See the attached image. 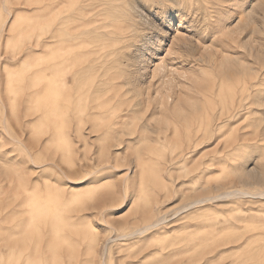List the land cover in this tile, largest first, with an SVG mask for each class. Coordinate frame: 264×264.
Segmentation results:
<instances>
[{
  "label": "rangeland",
  "instance_id": "obj_1",
  "mask_svg": "<svg viewBox=\"0 0 264 264\" xmlns=\"http://www.w3.org/2000/svg\"><path fill=\"white\" fill-rule=\"evenodd\" d=\"M179 2L157 20L137 0H0V264H264V199L178 211L264 191V0ZM57 17L68 40L50 38ZM168 86L183 111L155 101ZM158 215V233L121 240Z\"/></svg>",
  "mask_w": 264,
  "mask_h": 264
},
{
  "label": "bare ground",
  "instance_id": "obj_2",
  "mask_svg": "<svg viewBox=\"0 0 264 264\" xmlns=\"http://www.w3.org/2000/svg\"><path fill=\"white\" fill-rule=\"evenodd\" d=\"M5 9H6V11H9L10 12V10L9 9H7V7H4ZM56 9H57V7H56ZM11 13V12H10ZM9 14V13H8ZM59 15V14H58ZM63 15V14H62ZM10 16V15H9ZM67 16V15H66ZM65 17V16H64ZM63 18V17H62ZM66 19V18H65ZM70 19V18H69ZM79 20L81 19V18H78ZM73 20V19H72ZM75 22H77L76 20H75ZM70 22H68V24H69ZM73 23V22H72ZM71 23V24H72ZM147 24L148 23H146V22H143L142 23V25H144V27L145 26H147ZM63 25V22H62V20L60 19V17H57V18H55V21H54V29H53V31H51V35H50V38H51V40H58V41H63V39H64V36H62V34H61V29H60V27ZM70 25V24H69ZM150 25V24H149ZM65 26V25H64ZM67 26V25H66ZM71 26V25H70ZM5 26H2L1 27V29H0V37H1V35H2V33H3V28H4ZM63 29V28H62ZM141 29V28H140ZM148 29V28H147ZM72 30V29H71ZM120 30V29H119ZM127 30V29H126ZM143 30V29H142ZM148 30H150V31H152V29H148ZM122 31H125V30H122ZM115 33V32H114ZM135 33H137V32H135ZM134 33V34H135ZM126 34H128V33H126ZM117 35V34H116ZM123 35H124V33H123ZM134 36V35H133ZM137 36H139V35H137ZM66 37V36H65ZM125 37H126V35H125ZM124 37V38H125ZM39 38V37H38ZM67 38V37H66ZM73 38V37H72ZM127 39H128V37H126ZM131 38V37H130ZM41 38H39L38 39V41H37V46H39V47H41L42 49H45L46 47V45L44 44V42L43 43H41V40H40ZM74 39V38H73ZM73 39H71L72 41H73ZM67 40H68V38H67ZM77 40V39H76ZM130 40V39H129ZM57 41V42H58ZM69 41H70V39H69ZM118 41V40H117ZM116 41V42H117ZM126 41H128V40H126ZM50 42V41H49ZM48 43V42H47ZM52 43H54V42H52ZM52 43H49V44H52ZM56 43V42H55ZM48 45V44H47ZM60 45V44H59ZM62 45V44H61ZM53 46H54V44H53ZM52 46V48L54 49V47ZM57 44H56V48H57ZM245 46V45H244ZM48 47V46H47ZM63 47H65L64 45H63ZM117 47V46H116ZM46 49H48V52H49V48H46ZM66 49V48H65ZM121 49V48H120ZM57 50V49H56ZM63 51H61V53H62ZM57 53V52H56ZM69 53V52H68ZM48 54H50V52L48 53ZM52 55V54H51ZM54 55H55V53H54ZM57 55V54H56ZM65 55V54H64ZM47 56V55H46ZM46 56H45V58H46ZM53 56V55H52ZM52 56H50V57H52ZM66 56V55H65ZM68 56H69V54H68ZM144 56V55H143ZM213 56V55H212ZM216 56V55H215ZM50 57H49V59H50ZM58 57V56H57ZM74 57V56H73ZM214 57V56H213ZM48 58V57H47ZM52 58H54V57H52ZM61 58V57H60ZM67 59H69L70 58V56H69V58L68 57H66ZM41 59V58H40ZM214 59V58H213ZM45 60H46V62L48 61L47 59H44V61H43V58L41 59V60H39L40 61V68L41 69H45L44 68V64L43 63H45ZM64 60H66L65 58L63 59V58H61V61H64ZM70 60H72V59H70ZM224 60H226V59H224ZM43 61V63H41ZM50 61V60H49ZM53 61H54V59H53ZM53 61H50V62H53ZM55 61H57V60H55ZM230 62V61H229ZM49 63V62H48ZM59 63H61L60 61H59ZM133 64H132V68L134 69V71H138L139 70V61H137L136 60V62H132ZM53 64V63H52ZM51 63H50V65L49 66H53V65H55L54 67L56 68V66L58 65V62L57 63H55V64H53L52 65ZM68 64V63H67ZM43 65V66H42ZM46 65H47V63H46ZM48 65H47V67H48ZM60 65V64H59ZM159 65V64H158ZM221 65H223V63L221 64ZM38 66H39V64H38ZM68 66V65H67ZM67 66H64V67H67ZM53 67V68H54ZM74 67V66H73ZM50 68V67H49ZM52 68V71L54 70ZM47 69V68H46ZM45 69V70H46ZM64 69V71H65V68H63ZM45 70H44V73H45ZM55 70H56V72H55ZM54 70V72L55 73H57L58 71L57 70H60V68H56ZM62 70V69H61ZM60 70V71H61ZM156 71H155V76L157 77V76H163V74L165 73V70H164V67L162 66V65H160L159 67H157L156 69H155ZM41 71V70H40ZM48 71V70H47ZM50 71H51V68H50ZM59 71V72H60ZM64 71H62V73H64ZM42 72V71H41ZM46 73H48V72H46ZM61 74V73H60ZM59 74V75H60ZM55 76H56V74H54ZM63 75V76H62ZM61 76L63 77L62 79V81L60 80V79H58V81L59 82H62V89H64V92L61 94L60 92L61 91H63V90H61V91H59V93L57 94V95H59V94H61V98H60V100H61V102H62V105L61 106H66L67 105V103H70L71 104V102H73V100H72V98H74V97H70V95H71V93H72V91H74L72 88H74V87H77V82H76V80H75V75L73 74V76H72V78H71V81H72V83H70V88H69V90H71V93H70V91L69 90H67L68 89V87H69V81H67V73L65 74H62ZM180 76V78H185L186 79V81L187 82H189V84H190V90H194V84L195 83H197L196 81H197V77H196V75L197 74H195V72L192 70V71H190L189 72V74H187V73H185V72H183V73H181V74H179ZM58 76V75H57ZM56 76V77H57ZM61 76H59V78L61 77ZM77 76V75H76ZM154 76V77H155ZM77 78V77H76ZM179 78V79H180ZM116 79V78H115ZM165 79V78H164ZM79 80V79H78ZM134 80H136V79H134ZM57 81V80H56ZM81 82V81H80ZM135 82V81H134ZM58 83V82H57ZM81 83H84V82H81ZM81 83H78L79 85H82ZM128 83H130V82H128ZM137 83V82H136ZM183 84H185V83H183ZM57 85V84H56ZM79 85H78V89H79ZM125 85H127V83H125ZM165 85H168V84H165ZM197 85V84H196ZM119 85L118 84H113L112 85V88L114 89L113 90V92H112V95L111 94H109V95H111V96H109L108 97V99L105 101V105L107 106V104L108 103H112V101L113 102H115V103H113V104H116V102H117V107L119 106H121V105H123V104H125L126 103V100H125V98H124V95H125V97H126V95L127 94H125V93H123V94H119V92L118 91H115L116 90V88L118 87ZM57 87V86H56ZM82 87V86H81ZM56 89H59L60 90V88H56ZM174 87H167L164 91H157V100H155L156 102H158V105H160V107L162 108V110H164V111H167V110H169L170 108H169V106L171 105V106H174V109L175 110H177L178 112H180V111H183L184 110V106L178 101V99H176V97H174L173 96V93H174ZM126 90V89H125ZM150 90V89H149ZM57 92H58V90H56ZM112 91V90H111ZM132 91V90H131ZM147 91V90H146ZM109 93H110V90L108 91ZM98 94L100 93V91H98L97 92ZM106 93V92H105ZM132 93V92H131ZM75 94H76V92H75ZM74 94V95H75ZM133 94V93H132ZM73 95V96H74ZM79 95V94H78ZM77 95V96H78ZM138 95V94H137ZM140 95V94H139ZM155 95V94H154ZM159 95V96H158ZM76 96V95H75ZM82 96V95H81ZM80 95L78 96V97H81ZM128 96V95H127ZM58 97H60V96H58ZM77 97V98H78ZM156 97V96H155ZM159 97V98H158ZM83 98V97H82ZM154 98V97H153ZM153 98H152V95H151V93L148 91V93H147V97H146V100L148 101V102H155L154 100H153ZM246 98V97H245ZM80 99V98H79ZM257 99V98H256ZM76 100V99H75ZM78 100V99H77ZM76 100V101H77ZM59 101V100H58ZM79 101V100H78ZM262 101V100H261ZM75 102V101H74ZM146 102V101H145ZM60 103V102H59ZM240 103V102H239ZM69 104V105H70ZM69 105L66 107V109L69 107ZM242 105V104H241ZM60 106V107H61ZM133 106H136V105H133ZM234 106H235V104H234ZM246 106H248V105H246ZM113 106H111V108H112ZM63 108V107H62ZM116 108V107H115ZM235 108V107H234ZM233 109V108H232ZM237 109V108H236ZM108 111H110L111 112V110H108ZM234 111V110H233ZM112 112H113V109H112ZM132 112H129V114H131ZM63 114V113H62ZM229 114H232V113H229ZM61 115V114H60ZM63 116V115H62ZM66 116V115H65ZM229 117H230V115H229ZM228 117V118H229ZM233 117V116H232ZM231 118V117H230ZM221 119H222V117H221ZM233 119V118H232ZM210 120V119H209ZM231 120V119H230ZM153 121V120H152ZM222 121V120H221ZM217 122V121H216ZM226 122V121H225ZM216 124V123H215ZM225 124V123H224ZM208 126V125H207ZM209 126H210V124H209ZM219 126V125H218ZM220 128V127H219ZM219 130V129H218ZM207 131H208V128H207ZM118 142V147H121V145H122V142H120V141H117ZM246 196H252V197H257L258 196V198H262V199H264V191H263V193H260V194H251V193H249V192H244V191H239V190H231V191H228L227 193H223V194H220V195H216V196H211V197H208V198H199V199H196V200H194L193 202H191V203H188V204H185V205H183V206H181V207H179V209H178V211H179V213L181 214V213H186V212H190L194 207H196V206H199V205H203L204 203L206 204L207 202L209 203V202H211V201H215V200H220V199H222V200H224V199H228V198H246ZM167 221V219H166V217L165 216H161V215H158V217H155V218H153V219H151L149 222H147L146 224H144V225H142L141 227H139L137 230H135V231H133V232H131V233H127V234H124L122 237H121V240H129V239H138L139 241H141L142 239H146V237L148 236V235H150L152 232L154 233H158L161 229V226H163V225H165L166 222ZM109 240H112V238L110 239L109 238ZM147 240V239H146ZM142 241H144V240H142ZM159 252L161 253V250H159ZM158 253V252H157ZM159 253V254H160ZM103 256V255H102ZM103 260V259H102ZM102 264H104V263H102Z\"/></svg>",
  "mask_w": 264,
  "mask_h": 264
},
{
  "label": "snow or ice",
  "instance_id": "obj_3",
  "mask_svg": "<svg viewBox=\"0 0 264 264\" xmlns=\"http://www.w3.org/2000/svg\"><path fill=\"white\" fill-rule=\"evenodd\" d=\"M237 9L242 7L243 10L251 7V4L248 0H230ZM137 3H140V0H137ZM181 7L179 0H150L149 3H140V8L144 10L145 13L155 17V11L150 12V9L155 8L156 11H161L167 15H174L177 10ZM159 20V17H155Z\"/></svg>",
  "mask_w": 264,
  "mask_h": 264
}]
</instances>
